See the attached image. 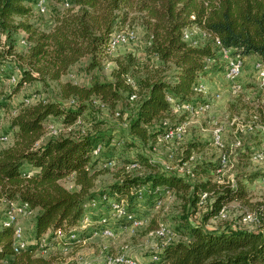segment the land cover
Here are the masks:
<instances>
[{
  "label": "trees",
  "instance_id": "obj_1",
  "mask_svg": "<svg viewBox=\"0 0 264 264\" xmlns=\"http://www.w3.org/2000/svg\"><path fill=\"white\" fill-rule=\"evenodd\" d=\"M56 1L67 5L53 8L50 27L42 29L30 19L33 0H0V65L13 63L17 70L10 94L32 82L42 87L54 82L58 95L54 100L20 103L10 117V143L0 148V201L25 204L28 211H34V217L29 241L14 252L13 227L4 224V215H0V264H48L49 260L34 255L41 240L45 236L50 239L57 229L76 226L93 201L103 204L106 211L108 205L100 200L101 195L124 200L126 211L132 212L130 208L139 196L160 198L166 191L187 195L182 223L175 227L185 239L162 246L159 263L264 264V214L260 209L257 212L263 225L256 228L209 231L188 221L201 192L208 199L205 219L215 216L229 202L249 203L243 181H251L261 172H245L233 182H219L210 178L217 163L206 161L192 168L194 178L190 182L176 173L160 172L157 164L140 158L151 173H121L117 181L95 196L92 188L97 173L93 166L99 159L101 144L107 146L110 136L98 130L44 136L49 120L71 125L85 119L92 101L112 110L129 100L130 95L136 103L127 124L128 133L139 140L161 135V121L173 115L168 98L175 103L201 100L193 87L216 67L206 64L215 62L220 55L213 37L232 53L255 55L264 66V0ZM134 20L141 27L148 61L136 66L141 70L138 76L131 71L135 58L126 54L121 60L114 58L109 79L91 75L87 83L77 84L62 78L81 58H87L81 70L99 68L101 59L107 57L110 35L129 29ZM190 28L203 31L204 42L184 40L183 31ZM17 32L23 33L20 38L14 36ZM18 40L24 46L16 50ZM256 95L259 98L245 110L248 112L243 123H264V83ZM7 106L0 104L2 110ZM253 114L256 120L251 122ZM97 145L100 150L93 154ZM200 146L190 142L185 148L186 159L193 148ZM67 177L74 189L62 185L61 180Z\"/></svg>",
  "mask_w": 264,
  "mask_h": 264
},
{
  "label": "rangeland",
  "instance_id": "obj_2",
  "mask_svg": "<svg viewBox=\"0 0 264 264\" xmlns=\"http://www.w3.org/2000/svg\"><path fill=\"white\" fill-rule=\"evenodd\" d=\"M45 1L46 11L37 13L32 9L30 16V19L42 29L50 27V13L53 8L62 9L65 7L63 1ZM130 26L129 29L134 33L133 38L109 50L107 57L101 59L99 68H93L88 72L81 70L87 62V58H81L69 68L63 79H68L77 84L87 83L91 75L109 79V72L115 66L114 58L121 60L126 54H130L135 58L131 71L135 73L133 76H138L141 70L136 66L141 67L143 64H147L148 61L143 52L144 39L140 25L134 20ZM22 34V32H17L14 36L20 38ZM191 39H194L196 43H202L205 38L199 35H192ZM15 46L16 50H19L24 45L18 40ZM252 60V58L248 60L242 58V64L246 61L247 64H250ZM223 62H221L219 67L223 65ZM254 62L252 61V69ZM209 63L211 62L206 64ZM216 64H219L217 60ZM221 71L219 70L211 77L216 83V88H213L215 90L212 93L216 92L219 94V101L215 103V106L212 103L210 110L196 114H183L178 110L173 112L172 116L161 121L160 125L162 127H169L183 122L185 124V132L180 140L164 142L161 139V135L149 136L145 140H139L131 136L127 131V124L135 108L136 102L133 99L124 101L121 106L117 105L112 110L94 100L85 119H80L71 125H64L58 121L50 120L48 123H51L54 127L53 129H55L54 136L73 135L86 130H98L102 134L110 136L107 146L101 144L99 159L93 166V170L97 173L92 188L95 196L107 189L111 183L117 181L121 173L137 176H145L151 173V170L144 162H141L140 158H145V160L157 164L160 172H173L192 182L194 176L191 172L196 164L206 161L217 163L218 150L211 144L210 131L214 127L220 128L227 164L218 171H212L210 178L219 182H233L236 176H240L245 172H261V175L251 181H243L249 203L229 202L224 205V216H213L205 219L203 214L208 206V199L205 198V203L198 205L195 211L189 214L188 221L192 225L201 226L209 231L238 227L256 228L263 225V221L259 219L257 211L259 209L264 210V131L260 128L261 125L252 126L248 123V120L245 123H243V120L246 119L248 111L246 112L245 110L250 107V103L259 98L256 94L262 81L258 78L254 69L253 71L245 70L246 72L240 76L241 70L238 76L241 90L231 93L229 83L224 79ZM11 76L17 78V70L13 67V63L0 65V104L7 103L8 105L6 110L0 108V134H6L7 137H9L8 125L10 117L14 112V108L18 107L20 103L30 104L40 99H58L57 85L54 82H50L45 87L32 82L23 85L16 92L10 94V90L14 85L11 82ZM8 94L9 98L6 99L5 97ZM240 106H244L245 109H240ZM155 127H158L157 123ZM48 135L49 133L45 131L44 136ZM237 140L240 141L239 146L235 145ZM190 142L201 143L202 147L193 148L190 156L186 159L185 148ZM9 143L10 141H7V143L2 144L1 148ZM246 152H248V155ZM259 152L262 156L260 159H252L250 157L251 154L249 155V153ZM178 166L182 167V171L177 169ZM61 183L69 190L75 188L70 177L62 179ZM186 196L184 192L172 193L171 191H166L160 197L161 202L159 205H154L153 198L139 196L130 209L142 221L140 226H129L122 218L112 216V219L109 218L107 221L111 231V235L108 237L102 234L101 226L100 228L95 225L85 226L86 228L78 227L74 233V242L54 239L53 235H51L50 239L45 236L34 255L42 256L49 260L48 264H102L105 256L123 253L138 264H163L159 263V261L149 260L150 255L163 245V240L155 237L153 230L156 224H165L174 234L169 241L185 239V237L177 233L175 227L182 223L181 217L184 215L182 208ZM104 207L103 204L93 203L89 208L90 211L84 214L94 217V215L96 216L104 211ZM7 208L6 202L0 201V215L4 214ZM246 213L253 214L255 220L242 222L240 219ZM33 215L34 211L25 212L17 220L26 242L30 238L29 233ZM109 216L111 215L109 214Z\"/></svg>",
  "mask_w": 264,
  "mask_h": 264
},
{
  "label": "built area",
  "instance_id": "obj_3",
  "mask_svg": "<svg viewBox=\"0 0 264 264\" xmlns=\"http://www.w3.org/2000/svg\"><path fill=\"white\" fill-rule=\"evenodd\" d=\"M66 6L67 4L64 3ZM32 8L37 12V13H44L46 11V1L45 0H33L32 2ZM192 35H199L201 37H205V33L203 31H200L196 28H190V29H185L183 31V39L187 41H191L192 43H196L194 40L192 41L191 36ZM134 36V33L131 29L124 28L122 30L113 32L107 42V52L109 50L113 49L114 47L118 46L119 44H124L126 43L129 39H132ZM213 45L218 48V53L221 55V57L224 59L223 62V72L222 75L224 79L229 83V89L231 93H236L241 90V84L238 82V76L241 73L242 70V56L236 53H232V49L229 48H223L220 46V42L216 37H213L212 39ZM253 69L258 75V78L262 81L261 85L264 83V66L261 62L256 60L253 63ZM11 82L15 83L16 79L14 76H11ZM128 82H130L129 79H127ZM260 85V86H261ZM193 91L197 95H202L201 100L190 103V102H182V103H175L171 99L168 98V101L171 102V110L173 112H177L180 110L182 113H187V114H196L200 112H204L208 110L211 107V102L213 100L218 99L219 94L218 93H208L205 85L202 82H199L194 85ZM129 98H133V95H130ZM251 122H254L256 120V115H251L250 117ZM250 123V122H248ZM251 125V123H250ZM256 125V124H254ZM259 125L260 128L264 131V123H260ZM253 126V125H252ZM47 132L49 134H55V129H53V125L51 123H48L47 127ZM163 132L161 134V139L164 142H169L173 140H180L185 132V124L183 122H179L178 124H175L173 126L169 127H162ZM8 137L6 134H0V148L2 144L7 143ZM210 140L211 144L214 148L218 150V155H217V167L215 168L214 171H218L221 167L225 166L227 164V156L225 155V152L223 151V144H222V139H221V130L218 127H214L210 131ZM236 146L240 145V141L237 140L235 142ZM100 150V146L97 145L92 153L97 154ZM250 157L252 159H260L261 153H250ZM179 171H182V167L178 166L177 168ZM205 198H206V193L201 192L199 195L198 199V205H202L205 203ZM100 200H105L108 205V209L106 211H103L104 213H99L96 215V219H92L93 216H87V214L82 215L80 218L78 224L76 226L70 227L67 230L63 229H57L53 233V238L54 239H64V240H69L73 241L74 238V233L77 231L76 228H86L88 226L95 225L96 227L100 226L102 227V234L105 236L111 235V231L109 226L107 225V221L109 218L112 219V216L115 218H122L123 221L127 222L129 226L132 227H138L141 225L142 221L137 218L133 212H127L126 211V202L124 200H116L113 198H107L105 199L104 195L100 196ZM161 202L160 198L155 196L153 198V203L154 205H159ZM95 203L94 201L91 202L90 204L93 205ZM7 206L8 208L4 212V218L6 222L4 224H11L13 227V233H12V250L14 252L19 251L20 249L24 248L26 245V241L23 238V233L21 227L18 225V217L25 213L29 212L25 204H19L13 201H7ZM224 205L219 209L217 214L214 217H221L224 216L225 210H224ZM109 211V212H108ZM261 213L264 214V210H261ZM109 214L111 216H109ZM95 217V215H94ZM242 222H247V221H254L255 216L253 214L246 213L244 214L241 219ZM86 226V227H85ZM153 234L155 237L163 240L162 246L166 245L171 237L174 235L172 230L165 224L158 223L156 224ZM161 246V248H162ZM160 248V249H161ZM160 249L155 250L151 255H150V261H158L159 260V252ZM80 264V263H78ZM102 264H138L135 260L127 257L123 253H116L115 255H107L103 259Z\"/></svg>",
  "mask_w": 264,
  "mask_h": 264
},
{
  "label": "crops",
  "instance_id": "obj_4",
  "mask_svg": "<svg viewBox=\"0 0 264 264\" xmlns=\"http://www.w3.org/2000/svg\"><path fill=\"white\" fill-rule=\"evenodd\" d=\"M194 39H192V41H193ZM242 58L245 60H248V59H250V58H252L253 60L252 61H256V60H258L257 59V57L255 56V55H246V56H242ZM216 60H217V62L219 63V64H216ZM215 60V62H211V63H209V65L211 64V65H214V66H216L215 67V69L212 71V72H210L209 74H207V75H205V76H203V77H200L199 79H200V82H202L204 85H205V87H206V89H207V91H208V93H212V91L214 92V90L215 89H213V88H216V83L211 79V77H212V75L215 73L216 74V72H218L219 70L221 71V73L223 72V65L222 66H220L219 67V65L221 64V62L222 61H224V59L221 57V55H219L218 57H217V59ZM252 61H251V63L250 64H247V61L246 62H244V64H243V67H244V69H242V73L240 74V76L244 73V72H246V71H253V69H252ZM242 67V68H243ZM246 70V71H245ZM64 77V76H63ZM62 77V78H63ZM240 78V77H239ZM215 84V85H214ZM258 91H260V86H259V88H258ZM200 96V99H202L201 98V96L202 95H199ZM218 99H216V100H213L212 102H211V104L213 103V105L215 106V103H218ZM211 109V108H210ZM209 109V110H210ZM103 212V211H102ZM33 217H34V215H33ZM33 219V218H32ZM32 224H33V220H32V223H31V227H32Z\"/></svg>",
  "mask_w": 264,
  "mask_h": 264
}]
</instances>
